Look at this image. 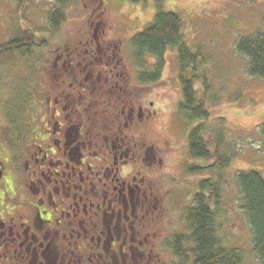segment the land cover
I'll return each mask as SVG.
<instances>
[{"label": "rangeland", "instance_id": "1", "mask_svg": "<svg viewBox=\"0 0 264 264\" xmlns=\"http://www.w3.org/2000/svg\"><path fill=\"white\" fill-rule=\"evenodd\" d=\"M56 6L54 0H0V44L22 30L34 32L39 42L46 41L43 49L33 47L32 62L17 51L0 55V128L7 134L8 122L16 120L25 131L20 139L25 144L37 145L34 140L43 136L44 123L50 117L46 112L52 106L55 79L64 70L73 68L70 60L55 65L61 51L66 46L85 47L94 41L114 47L124 70L131 75V92L137 104L144 106L147 113L155 111L140 135L150 148L147 177L166 194L167 200L158 223L152 226V232L158 235L153 243L154 253L160 254L163 264H176L164 244L165 239L177 231L189 235L187 223L183 222L184 208L192 203V198L187 196L196 191L201 179L212 173L218 179L220 172L218 231L226 246L241 250L243 264H260L253 251L251 229L235 176L240 170L251 169L264 176V141L257 129L264 123V80L249 76L247 60L235 47L240 37L264 28V0H166L163 3V10L181 13L189 45L210 57L208 74L213 87L210 95L217 100L214 103L209 100L207 104L211 113L208 134L215 136L220 131L225 141L222 149L230 148L236 153L224 171H206L192 177L186 174L189 164L208 166L209 163L192 160L190 156L188 136L196 123L179 111L183 94L177 50L167 51L162 79L155 84H143L129 43L131 37L153 21L156 1L134 4L128 0H72L64 9L66 20L57 31H52L49 14ZM147 63L151 69L156 61L149 57ZM199 94L204 95L201 89ZM42 118L46 119L43 123ZM18 139L14 142L18 143ZM210 140L215 147L216 138Z\"/></svg>", "mask_w": 264, "mask_h": 264}, {"label": "flooded vegetation", "instance_id": "2", "mask_svg": "<svg viewBox=\"0 0 264 264\" xmlns=\"http://www.w3.org/2000/svg\"><path fill=\"white\" fill-rule=\"evenodd\" d=\"M118 53L99 41L61 51L55 65L73 68L55 79L37 145L20 139L21 124L0 128V264L164 263L152 226L166 194L147 177L140 137L155 111L137 104ZM180 233L164 243L176 264L169 241Z\"/></svg>", "mask_w": 264, "mask_h": 264}, {"label": "trees", "instance_id": "3", "mask_svg": "<svg viewBox=\"0 0 264 264\" xmlns=\"http://www.w3.org/2000/svg\"><path fill=\"white\" fill-rule=\"evenodd\" d=\"M57 6L49 14L52 31H57L66 20L65 7L72 0H54ZM142 3L145 0H128ZM157 12L153 21L146 28L129 40L133 50L134 61L140 69L139 80L143 84L158 83L162 79L166 65V53L170 48L177 50L180 68V84L183 100L179 104L180 113L196 126L189 132V151L193 160L208 162V166L192 164L187 172L203 173L227 169L235 152L222 148L224 137L220 131L210 136L208 121L211 118L207 104L217 98L210 95L213 90L209 81V56L189 45L184 31L181 13L163 10L166 0H155ZM24 7V5H23ZM24 34V37L22 35ZM16 37L0 44V55L18 52L28 62L34 59L33 49H43L46 41H38L35 33L24 30L15 33ZM34 47V48H33ZM236 51L247 60L246 70L249 76L264 80V28L242 36L236 42ZM156 64L148 66L147 58ZM150 69V70H149ZM202 90L203 96L199 94ZM219 99V98H218ZM222 120V119H220ZM16 125V120L11 121ZM258 134L264 141V123L258 127ZM216 138L213 147L210 138ZM218 179L213 173L199 184L192 206L185 214L189 235L177 234L169 241L171 249L177 256V264H243L244 255L237 247H228L218 231L217 218L220 208L221 173ZM242 197V209L251 229L253 251L260 264H264V176L261 172L240 170L235 176Z\"/></svg>", "mask_w": 264, "mask_h": 264}]
</instances>
